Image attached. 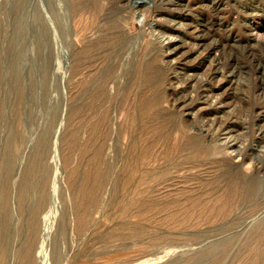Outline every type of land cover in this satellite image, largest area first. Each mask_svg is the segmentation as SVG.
<instances>
[{"label":"rangeland","instance_id":"obj_1","mask_svg":"<svg viewBox=\"0 0 264 264\" xmlns=\"http://www.w3.org/2000/svg\"><path fill=\"white\" fill-rule=\"evenodd\" d=\"M0 27V259L264 264V0H0Z\"/></svg>","mask_w":264,"mask_h":264},{"label":"bare ground","instance_id":"obj_2","mask_svg":"<svg viewBox=\"0 0 264 264\" xmlns=\"http://www.w3.org/2000/svg\"><path fill=\"white\" fill-rule=\"evenodd\" d=\"M23 2V1H22ZM22 5V4H21ZM138 8L140 7H143V6H141V5H138L137 6ZM147 7V6H146ZM256 7V6H255ZM138 9V13H136L137 15H136V17H140V18H144V20H145V12L142 10V8L141 9ZM136 9V8H135ZM147 10V9H146ZM136 11V10H135ZM10 12V11H9ZM137 12V11H136ZM10 15V14H9ZM14 16V15H13ZM5 17V16H4ZM19 18V17H18ZM17 18V19H18ZM42 18V17H41ZM15 19V18H14ZM22 19V18H21ZM21 21V20H20ZM9 23V22H8ZM17 23V22H16ZM20 23H22V22H20ZM145 24V23H144ZM4 25V24H3ZM21 25V24H20ZM47 25H49V24H47ZM143 25V24H142ZM16 26H17V24H16ZM22 26V25H21ZM25 27V26H24ZM1 28V27H0ZM29 28V27H28ZM46 28V27H45ZM23 31V30H22ZM24 33V32H23ZM15 33L13 32V35H14ZM155 34V33H154ZM17 35H19V34H17ZM24 36V35H23ZM14 37H15V35H14ZM170 39V38H169ZM214 73V72H213ZM222 123V122H221ZM55 149H57V148H55ZM58 150V149H57ZM56 151V150H55ZM56 152H58V151H56ZM58 163V162H57ZM102 174V173H101ZM105 175V174H104ZM57 176V175H56ZM260 176V175H259ZM57 179V178H56ZM25 185L24 186H22V190H21V192H20V195H21V200H23L24 199V196H26V191H25ZM95 189V188H94ZM94 193V192H93ZM42 207H44V205H43V203L41 204V205H39L38 206V209H37V211H36V214H39L40 213V211L43 209ZM37 217V215L35 216V218ZM50 218H51V213L49 212L46 216H45V220H44V223H45V230L48 228V226H49V223H50ZM256 220V219H255ZM36 221L37 220H34V222H33V226L34 225H36ZM43 239V238H42ZM264 242V241H263ZM43 246H44V243H43V241H42V243L40 244V247H41V251H40V254L42 253V248H43ZM261 247V246H260ZM262 247H264V246H262ZM262 247H261V249H262ZM35 249H36V239H34V238H30V241H29V243H28V245H27V247L26 248H24L22 251H21V253H20V261H21V264H34V260H33V257H34V253H35ZM259 249V248H258ZM257 249V250H258ZM261 249H259V250H261ZM263 251V250H262ZM261 251V252H262ZM264 252V251H263ZM264 254V253H263ZM260 256V255H259ZM43 257V256H42ZM2 258V257H1ZM45 260H46V257L44 258ZM159 259H161V258H159ZM259 260V257H257V259H256V261H258ZM152 262H154V261H152ZM148 263V262H147ZM149 263H150V261H149ZM0 264H7V261H6V258L4 257L3 259H0Z\"/></svg>","mask_w":264,"mask_h":264}]
</instances>
